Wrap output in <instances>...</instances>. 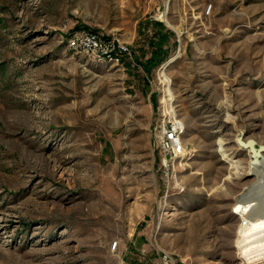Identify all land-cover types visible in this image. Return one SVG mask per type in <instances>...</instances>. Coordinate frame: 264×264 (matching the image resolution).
<instances>
[{
    "label": "rangeland",
    "instance_id": "1",
    "mask_svg": "<svg viewBox=\"0 0 264 264\" xmlns=\"http://www.w3.org/2000/svg\"><path fill=\"white\" fill-rule=\"evenodd\" d=\"M80 28L131 58L73 52ZM164 63L186 146L168 171ZM239 134L264 145V0H0V264H249Z\"/></svg>",
    "mask_w": 264,
    "mask_h": 264
},
{
    "label": "built area",
    "instance_id": "2",
    "mask_svg": "<svg viewBox=\"0 0 264 264\" xmlns=\"http://www.w3.org/2000/svg\"><path fill=\"white\" fill-rule=\"evenodd\" d=\"M66 44L73 52L84 55L91 60L113 64H122L131 58L128 44L113 32L102 34L98 31L80 28L71 31L66 36ZM161 102L162 110L156 121L153 132L161 154V166L167 171L186 155V146L183 139L184 124L177 114L172 112L173 107ZM164 264H174L172 257L164 252L161 255Z\"/></svg>",
    "mask_w": 264,
    "mask_h": 264
},
{
    "label": "bare ground",
    "instance_id": "3",
    "mask_svg": "<svg viewBox=\"0 0 264 264\" xmlns=\"http://www.w3.org/2000/svg\"><path fill=\"white\" fill-rule=\"evenodd\" d=\"M161 15L165 17V12ZM165 65L166 63L161 66L159 73L168 96L162 95L161 102L172 105L171 81L165 74ZM172 112L174 113V109ZM260 155V151L251 152L250 171L257 176L236 195L233 205L234 212L241 217L236 245L241 249L242 258L249 264H255L253 261L260 258V254H264V159L259 158Z\"/></svg>",
    "mask_w": 264,
    "mask_h": 264
},
{
    "label": "water",
    "instance_id": "4",
    "mask_svg": "<svg viewBox=\"0 0 264 264\" xmlns=\"http://www.w3.org/2000/svg\"><path fill=\"white\" fill-rule=\"evenodd\" d=\"M236 141L238 144H240V146L249 147L252 153H257L258 151L264 149V145L255 146L254 141L252 139L243 140L240 134L236 137ZM249 174L253 175V172L250 171Z\"/></svg>",
    "mask_w": 264,
    "mask_h": 264
},
{
    "label": "trees",
    "instance_id": "5",
    "mask_svg": "<svg viewBox=\"0 0 264 264\" xmlns=\"http://www.w3.org/2000/svg\"><path fill=\"white\" fill-rule=\"evenodd\" d=\"M157 50L159 49L158 47L156 48ZM158 53V52H157ZM155 54H156V51H155V53L153 52L152 53V56H151V60L153 61V62H155Z\"/></svg>",
    "mask_w": 264,
    "mask_h": 264
}]
</instances>
